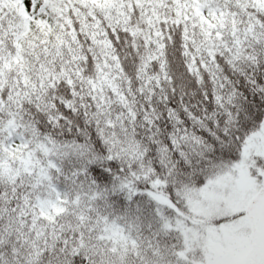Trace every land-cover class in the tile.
Instances as JSON below:
<instances>
[{
    "label": "trees",
    "instance_id": "1",
    "mask_svg": "<svg viewBox=\"0 0 264 264\" xmlns=\"http://www.w3.org/2000/svg\"><path fill=\"white\" fill-rule=\"evenodd\" d=\"M257 61L264 0H0V264H177V215L124 210L93 143L146 178L173 129L210 139L213 94Z\"/></svg>",
    "mask_w": 264,
    "mask_h": 264
},
{
    "label": "snow or ice",
    "instance_id": "2",
    "mask_svg": "<svg viewBox=\"0 0 264 264\" xmlns=\"http://www.w3.org/2000/svg\"><path fill=\"white\" fill-rule=\"evenodd\" d=\"M240 79L245 85L244 92L232 85L227 93L213 94L215 107L224 119H217L213 128L208 129L210 139L205 140L194 130L173 129L166 141L158 146L162 149V158L153 164V171L146 178L133 176L129 179L131 173L125 175V169L115 159H107L110 153L102 146V141L96 139L93 143V150H98L100 159L89 163L86 171L95 174L97 183L104 182L105 192L109 189L120 192L124 210L142 211L139 202L143 199L152 202L154 214H159L160 208L164 207L182 221L186 233L185 249L176 253L177 264H205L203 257L197 260L196 246L205 232L207 221L202 212L189 210L193 206L190 201L186 202V198L190 197L191 190L195 187L206 196L217 183L212 178L216 157L236 159L234 153L237 149L244 150L247 156L250 137L257 133L264 136V65L257 61L254 70L244 71ZM254 128L256 133L251 131ZM201 130H204L202 123ZM208 144H211V151L206 150ZM134 189H139L143 195L135 194ZM161 190L168 193L169 204L160 205L153 201L152 194ZM125 194L127 198H124ZM242 216L245 212L223 215L213 222L217 228L231 227V221L243 224ZM164 226L168 227L167 224Z\"/></svg>",
    "mask_w": 264,
    "mask_h": 264
},
{
    "label": "rangeland",
    "instance_id": "3",
    "mask_svg": "<svg viewBox=\"0 0 264 264\" xmlns=\"http://www.w3.org/2000/svg\"><path fill=\"white\" fill-rule=\"evenodd\" d=\"M247 153L245 156L241 149V158L237 162L212 177L217 183L206 196L193 188L190 197L186 198L193 206L189 210L202 212L207 221L196 246L197 260L203 257L205 264H264V178H261L264 177V136L252 135ZM152 197L163 205L169 204L165 191L154 192ZM238 212H245L240 218L245 221L243 224L231 221V227L217 228L213 222L220 216ZM173 223L185 243L182 221L176 216Z\"/></svg>",
    "mask_w": 264,
    "mask_h": 264
}]
</instances>
